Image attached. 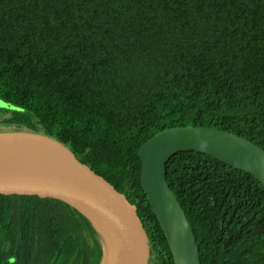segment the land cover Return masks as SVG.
I'll list each match as a JSON object with an SVG mask.
<instances>
[{
    "label": "trees",
    "instance_id": "16d2710c",
    "mask_svg": "<svg viewBox=\"0 0 264 264\" xmlns=\"http://www.w3.org/2000/svg\"><path fill=\"white\" fill-rule=\"evenodd\" d=\"M0 122L66 145L134 203L154 264H174L141 187L140 145L216 126L264 149V0H0ZM166 179L200 264H264V186L179 151ZM93 223L63 201L0 195V264H103Z\"/></svg>",
    "mask_w": 264,
    "mask_h": 264
},
{
    "label": "water",
    "instance_id": "95a60500",
    "mask_svg": "<svg viewBox=\"0 0 264 264\" xmlns=\"http://www.w3.org/2000/svg\"><path fill=\"white\" fill-rule=\"evenodd\" d=\"M4 105L6 102L0 100V107ZM21 141L52 144L63 152V158L24 157L10 148ZM179 151L208 154L250 173L264 186V149L226 129L202 125L164 128L140 145L141 187L174 264H200L191 225L166 179V162ZM0 195L63 201L85 215L99 233L97 223L108 229L118 250L117 264H154V236L142 211L53 137L22 131L0 133Z\"/></svg>",
    "mask_w": 264,
    "mask_h": 264
},
{
    "label": "bare ground",
    "instance_id": "6f19581e",
    "mask_svg": "<svg viewBox=\"0 0 264 264\" xmlns=\"http://www.w3.org/2000/svg\"><path fill=\"white\" fill-rule=\"evenodd\" d=\"M10 148L27 158H32L34 156L40 157V155L63 158V152L58 147L49 143L21 141L19 143L10 144ZM97 226L106 241L105 244H107L106 250L108 264H117L118 250L112 234L100 223H97Z\"/></svg>",
    "mask_w": 264,
    "mask_h": 264
},
{
    "label": "rangeland",
    "instance_id": "374dc122",
    "mask_svg": "<svg viewBox=\"0 0 264 264\" xmlns=\"http://www.w3.org/2000/svg\"><path fill=\"white\" fill-rule=\"evenodd\" d=\"M4 106H6V105H4ZM1 107H3V106H1ZM10 107H12V106H10ZM20 131L21 130L18 129L16 126L7 125L5 123L0 122V133H2V132H20ZM107 258H108V255H107V250H106V254L104 257L103 264H108Z\"/></svg>",
    "mask_w": 264,
    "mask_h": 264
},
{
    "label": "flooded vegetation",
    "instance_id": "af4514ba",
    "mask_svg": "<svg viewBox=\"0 0 264 264\" xmlns=\"http://www.w3.org/2000/svg\"><path fill=\"white\" fill-rule=\"evenodd\" d=\"M11 105L6 104V106L0 107V108H6V109H12L13 107H10Z\"/></svg>",
    "mask_w": 264,
    "mask_h": 264
}]
</instances>
